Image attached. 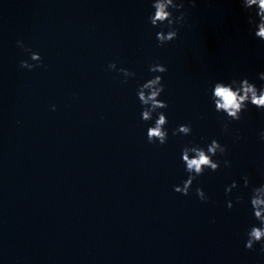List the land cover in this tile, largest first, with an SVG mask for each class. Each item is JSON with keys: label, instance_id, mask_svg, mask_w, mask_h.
<instances>
[{"label": "water", "instance_id": "95a60500", "mask_svg": "<svg viewBox=\"0 0 264 264\" xmlns=\"http://www.w3.org/2000/svg\"><path fill=\"white\" fill-rule=\"evenodd\" d=\"M149 4L0 0V264H264L259 245L244 247L248 208H227L223 194L244 171L264 181V111L250 106L233 122L236 140L221 135L204 92L209 78H257L264 43L238 0H197L161 47ZM21 38L43 65L19 66ZM157 57L169 66V126L191 120L197 139L217 134L229 146L233 167L199 178L209 202L173 188L188 138L170 133L158 146L144 134L136 80ZM110 60L137 77L121 83Z\"/></svg>", "mask_w": 264, "mask_h": 264}, {"label": "clouds", "instance_id": "9594fccd", "mask_svg": "<svg viewBox=\"0 0 264 264\" xmlns=\"http://www.w3.org/2000/svg\"><path fill=\"white\" fill-rule=\"evenodd\" d=\"M196 4L197 0H150L147 20L155 29L154 36L159 46L178 38L180 28L189 18L190 8ZM238 4L245 15L248 34L264 43V0H238ZM17 45L28 57L19 60L21 68L31 70L44 64L42 52L34 50L23 38L17 40ZM107 69L114 72L121 83L137 77L134 68L122 63L118 65L117 60H110ZM168 71V64L157 57L148 64L147 74L136 80L135 95L139 118L145 125L144 134L149 143L158 146L169 142L170 133L182 140L188 138L181 143L179 150V161L186 175L173 188L184 195L194 192L200 201L209 202L212 197L199 183V178L206 172L233 167L229 146L221 135L229 134L236 140H242L243 131L233 128V122L242 120L250 106L264 111V70L258 72L257 78L231 75L206 81L204 92L212 111L217 114L221 135L200 136L199 139L191 120L169 126V101L164 96ZM56 108L57 105H51L53 111ZM257 135L264 142V127L258 130ZM241 181L244 190H241ZM223 194L227 208L243 202L249 210L252 222L245 229L244 247L256 250L259 245V251L264 253V181L253 183L250 174L244 171L238 178L233 177L223 184Z\"/></svg>", "mask_w": 264, "mask_h": 264}]
</instances>
